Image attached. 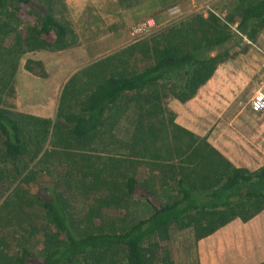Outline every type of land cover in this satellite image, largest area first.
<instances>
[{"label":"trees","instance_id":"obj_1","mask_svg":"<svg viewBox=\"0 0 264 264\" xmlns=\"http://www.w3.org/2000/svg\"><path fill=\"white\" fill-rule=\"evenodd\" d=\"M262 31L264 0H236L226 23L195 15L76 72L54 121L0 107L4 160L16 163L34 147L41 171L52 158L62 169L54 186L39 183L35 194L22 188L35 183L29 171L1 206L0 264H175L172 227L191 229L197 243L262 213L264 165L235 166L168 108L171 99L193 100L240 43ZM77 42L63 0H0V105L25 54ZM24 67L48 76L41 61ZM128 117L132 130L120 137L117 125ZM76 197L86 199L84 210H75Z\"/></svg>","mask_w":264,"mask_h":264},{"label":"rangeland","instance_id":"obj_2","mask_svg":"<svg viewBox=\"0 0 264 264\" xmlns=\"http://www.w3.org/2000/svg\"><path fill=\"white\" fill-rule=\"evenodd\" d=\"M63 1L78 35V42L66 50H42L27 53L20 59L12 81L14 94L7 92L3 104L0 105L12 114L54 121L63 88L76 72L135 43L156 38L162 31L195 15L214 14L226 23L227 17L236 11V0H138L130 6H122L117 0ZM232 27L236 28V25ZM237 50L238 54L222 62L212 81L199 91L200 98L197 102L204 113H184L182 107H187V103L183 104L176 99L169 101L168 108L176 113L178 124L185 127L184 124L192 123L193 130L190 131L207 137L209 142L212 121L217 119L218 125L228 126V133L224 135L229 138L230 147L240 153L241 148L250 145L260 153V156L254 157L253 168H248L255 171L264 165L263 163L261 167L254 169L257 157L260 161L264 158V112L254 113L250 109V102L264 86V31L256 42L245 38ZM215 54L217 52L212 53ZM27 60L41 61L48 76L41 78L28 72L24 67ZM176 101L181 104H178L175 111L173 107L176 106ZM130 121V117L124 118L117 125V134L120 137H126L132 130ZM249 130L253 132V137L248 139ZM210 143L214 146V143ZM33 149L31 147L16 163L6 162L0 154V208L11 198L23 175L29 171L36 172L35 183L22 185V188L34 194L39 183L54 186L56 177L60 179L62 169H57L56 160L49 159L41 171L38 164L40 158L33 159ZM48 150L52 151L49 145ZM240 159L246 161L243 156ZM241 165L243 167L242 163ZM72 202L75 210H84V197L72 198ZM145 211L142 208L139 212L143 215ZM33 213H37V223L44 221L38 210ZM21 219H24L23 216ZM26 221L27 224L31 222ZM6 225L7 223L2 222L0 226ZM151 243L163 245L158 239H153ZM259 247L264 250L262 243ZM168 249L175 264H198L196 241L191 229L180 230L172 227ZM251 252L257 253V250L253 249Z\"/></svg>","mask_w":264,"mask_h":264},{"label":"crops","instance_id":"obj_3","mask_svg":"<svg viewBox=\"0 0 264 264\" xmlns=\"http://www.w3.org/2000/svg\"><path fill=\"white\" fill-rule=\"evenodd\" d=\"M199 98L200 95L198 94L187 103V107H182L184 113H204L202 106L197 102ZM176 102V106L173 107L175 111L179 107L178 104H181L178 101ZM215 113L217 112L215 111ZM215 118L217 117L215 116ZM184 125L189 130H193L192 123ZM222 126L217 124V119L211 122L210 142L214 143L216 149L223 153L237 167H241L242 163L243 167L253 168L254 157L255 155L260 156V153L250 145L241 148L242 153L230 147L229 138L224 135V133H228V126ZM250 137H253V132L249 130L248 139ZM242 156L243 159L245 157V162L240 159ZM263 163L264 158L260 161L257 157V165L254 169L261 167ZM263 240L264 211L249 222H242L239 219L234 220L211 236L197 242L198 264H264V250H261L259 247L260 243L264 245ZM243 244L246 246H241ZM256 244L258 245L254 246ZM253 249L257 250V253L251 252Z\"/></svg>","mask_w":264,"mask_h":264},{"label":"built area","instance_id":"obj_4","mask_svg":"<svg viewBox=\"0 0 264 264\" xmlns=\"http://www.w3.org/2000/svg\"><path fill=\"white\" fill-rule=\"evenodd\" d=\"M250 109L254 113L264 112V86L252 97L250 102Z\"/></svg>","mask_w":264,"mask_h":264}]
</instances>
